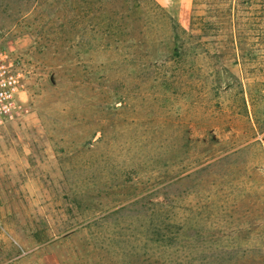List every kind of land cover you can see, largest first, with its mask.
I'll use <instances>...</instances> for the list:
<instances>
[{
  "label": "rangeland",
  "instance_id": "374dc122",
  "mask_svg": "<svg viewBox=\"0 0 264 264\" xmlns=\"http://www.w3.org/2000/svg\"><path fill=\"white\" fill-rule=\"evenodd\" d=\"M0 47V264H264V0H0Z\"/></svg>",
  "mask_w": 264,
  "mask_h": 264
},
{
  "label": "built area",
  "instance_id": "2783aa9c",
  "mask_svg": "<svg viewBox=\"0 0 264 264\" xmlns=\"http://www.w3.org/2000/svg\"><path fill=\"white\" fill-rule=\"evenodd\" d=\"M25 92L21 70L10 53L0 47V126L21 112Z\"/></svg>",
  "mask_w": 264,
  "mask_h": 264
}]
</instances>
